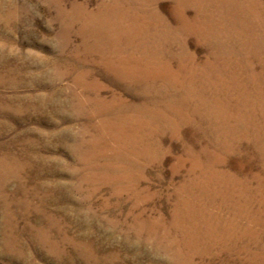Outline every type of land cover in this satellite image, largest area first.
Wrapping results in <instances>:
<instances>
[{
    "label": "rangeland",
    "instance_id": "374dc122",
    "mask_svg": "<svg viewBox=\"0 0 264 264\" xmlns=\"http://www.w3.org/2000/svg\"><path fill=\"white\" fill-rule=\"evenodd\" d=\"M0 148V264H264V0H0Z\"/></svg>",
    "mask_w": 264,
    "mask_h": 264
},
{
    "label": "bare ground",
    "instance_id": "6f19581e",
    "mask_svg": "<svg viewBox=\"0 0 264 264\" xmlns=\"http://www.w3.org/2000/svg\"><path fill=\"white\" fill-rule=\"evenodd\" d=\"M83 11H84V10H83ZM83 11H82V13H84ZM87 11H88V10H87ZM95 11H96V10H95ZM116 11H117V10H116ZM114 12H115V11H114ZM118 12H119V11H118ZM125 12H126V11H125ZM76 13H77V12H76ZM97 13H98V12H97ZM67 14H68V13H67ZM62 15H63V14H62ZM95 15H96V14H95ZM101 17H102V16H101ZM107 17H108V16H107ZM65 18H66V17H65ZM74 18H75V17H74ZM77 18H78V17H77ZM99 18H100V17H99ZM114 19H115V18H114ZM118 20H119V19H118ZM103 21H104V20H103ZM68 22H69V21H68ZM88 24H89V23H88ZM104 24H105V23H104ZM100 26H101V25H100ZM101 27H102V26H101ZM111 27H112V26H111ZM88 28H90V27H88ZM85 30H86V29H85ZM89 32H90V31H89ZM92 33H93V32H92ZM81 34H82V33H81ZM100 34H101V33H100ZM96 35H97V34H96ZM88 36H89V35H88ZM97 36H98V35H97ZM94 37H95V36H94ZM93 40H94V38H93ZM95 40H96V39H95ZM95 40H94V41H95ZM86 41H87V40H86ZM123 41H124V40H123ZM115 42H116V41H115ZM98 43H99V42H98ZM87 45H88V44H87ZM96 45H97V44H96ZM110 45H111V44H110ZM193 49H194V48H193ZM109 50H110V49H109ZM91 51H92V50H91ZM120 51H121V50H120ZM95 52H96V51H95ZM104 62H105V61H104ZM50 85H51V84H50ZM81 138H82V137H81ZM251 147H252V146H251ZM0 150H2V148H0ZM35 188H36V187H35ZM35 188H34V189H35ZM35 190H36V189H35ZM21 191H22V192H21L22 195H26L27 192H28V190H27L25 187H22ZM34 194L37 195V193H35V192H34ZM245 223H246V222H245ZM125 226H126V225H125ZM263 238H264V237H263ZM132 242H133V240H132ZM131 244H132V243H131ZM169 248H170V247H169Z\"/></svg>",
    "mask_w": 264,
    "mask_h": 264
}]
</instances>
